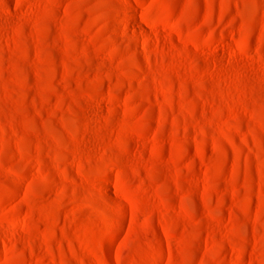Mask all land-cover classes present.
I'll list each match as a JSON object with an SVG mask.
<instances>
[{"label":"rangeland","instance_id":"1","mask_svg":"<svg viewBox=\"0 0 264 264\" xmlns=\"http://www.w3.org/2000/svg\"><path fill=\"white\" fill-rule=\"evenodd\" d=\"M0 264H264V0H0Z\"/></svg>","mask_w":264,"mask_h":264}]
</instances>
